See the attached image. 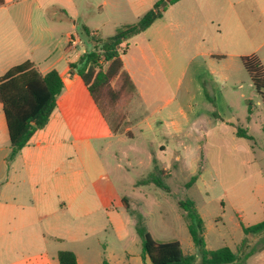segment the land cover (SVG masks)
I'll use <instances>...</instances> for the list:
<instances>
[{"label":"rangeland","instance_id":"obj_1","mask_svg":"<svg viewBox=\"0 0 264 264\" xmlns=\"http://www.w3.org/2000/svg\"><path fill=\"white\" fill-rule=\"evenodd\" d=\"M158 1L73 0L77 18L67 20L66 28L82 40L75 52H89L93 37L105 41L119 29L137 23ZM195 1L183 0L170 6L161 19L128 39L120 49V53L126 52L121 58L142 98L127 89L124 95H118L122 82L116 81L99 95L112 129L119 135L132 129L134 135H124L108 149L103 140L93 142L105 177L93 183L91 171L98 165L88 157L79 187L72 188V174L81 170V165L67 147L71 160L63 161L59 174L66 184L65 195L59 191L64 205H58L57 214L36 226L33 240L26 235V244L32 247L23 249V243H17L16 249L0 248V260L58 264V253L69 251L78 264H142L141 240L122 203L126 199L132 209L140 205L153 240L178 241L185 254L195 256V264H201L199 249L192 242L179 202L194 203L204 223L207 251L227 247L237 253L238 264L264 261L259 263L264 259V234L243 233L244 227L264 221V104L240 62L229 70L224 63L211 65L212 71L228 78L215 84L203 68L188 65L185 18L188 6ZM56 8L61 11H52L51 16L61 17L64 8ZM176 19L184 23L183 31L173 29ZM60 51H66V44L60 45ZM65 60H73V52L67 50ZM106 67L103 64L101 69ZM178 110L188 119H182ZM237 130L250 139L237 137ZM135 148L152 154V159L157 156L158 168L169 173L163 180L167 190L147 184L154 166L146 163L143 152ZM125 153L131 158L130 166ZM11 162L3 161L4 171L10 176L13 169L18 170ZM50 178L55 176L49 173ZM22 191L24 200L25 187ZM56 201L49 202L48 213ZM54 222L56 228L52 227Z\"/></svg>","mask_w":264,"mask_h":264},{"label":"crops","instance_id":"obj_2","mask_svg":"<svg viewBox=\"0 0 264 264\" xmlns=\"http://www.w3.org/2000/svg\"><path fill=\"white\" fill-rule=\"evenodd\" d=\"M3 1L0 6V77L13 66L29 61L42 75L56 71L64 85L47 125L37 131L11 160V166L18 167V170H12L11 176L4 171L3 161L10 153V145L0 104V248L16 249L17 243H23L22 247L26 249L32 247L26 244V235L33 240L36 226L51 214H57L58 205H64L59 191L65 195L66 184L59 174L63 161L71 160L67 156V147L72 149L81 165V170H74L72 174L71 187L77 188L81 171L86 166L85 158L90 157L98 165L91 171L93 183L106 175L94 149V141H105L104 147L108 149L110 144L134 135L132 129L126 131L125 136L119 135L102 116L80 76L70 68L80 57H75L73 52V60H65L67 50L72 53L68 49L69 38L77 35L66 28L67 20L77 18L73 0ZM56 5L64 8L61 17L51 16L52 11H61ZM186 11L188 65L194 69L203 68L214 84L225 83L228 78L212 71L211 65L214 67L224 63V68L235 69L237 63H241V57L256 55L264 67V0H196ZM181 27H184V23L176 19L173 29L183 31ZM65 44L66 51L61 52L60 45ZM121 61L140 100L142 95L132 72L126 68L122 58ZM178 111L182 119H188L181 110ZM171 125L179 130L176 121H172ZM159 149L162 151L164 147L159 146ZM135 150L143 152L146 163H152V154L139 148ZM123 156L127 166H130L131 158L126 153ZM154 159L157 161V156ZM49 173L55 179H47ZM22 187L27 192L24 200ZM56 199L57 203L48 213L47 205ZM52 227H57L56 222ZM0 264L12 263L0 260Z\"/></svg>","mask_w":264,"mask_h":264},{"label":"trees","instance_id":"obj_3","mask_svg":"<svg viewBox=\"0 0 264 264\" xmlns=\"http://www.w3.org/2000/svg\"><path fill=\"white\" fill-rule=\"evenodd\" d=\"M179 1L181 0H159L137 23L119 29L107 40H94L93 37V41L90 40L93 43L92 49L84 52L77 63L70 66L72 70H76L106 120L99 104V95L111 82L116 81L119 84L122 82L117 90L118 95H124L125 89L129 94H136L129 75L123 70L120 58L123 54L120 53L123 44L146 31L156 20L162 18L169 6ZM3 3L4 1L0 0V6ZM85 33L89 37L93 36L87 31ZM240 61L264 104V67L260 59L256 55H250L241 57ZM103 64L107 65L105 70L101 69ZM63 88V81L56 71L42 75L29 61L13 66L0 77V104L10 145L8 161H11L28 144L37 131L47 125ZM236 136L250 139L241 130L236 131ZM152 163L154 169L146 180L147 184H154L167 190L163 180L169 173L159 169L155 159H152ZM122 203L141 240L142 264H195V256L185 254L178 241L159 243L152 239L146 229V217L139 204L132 209L129 200L123 199ZM179 206L186 213L187 228L193 244L199 249L201 264H238L237 253L227 247L215 251L206 250L203 236L204 223L192 201L179 202ZM243 233L245 236L264 234V221L244 227ZM57 259L59 264H77L75 255L69 251L59 252ZM103 264H107L106 261Z\"/></svg>","mask_w":264,"mask_h":264},{"label":"built area","instance_id":"obj_4","mask_svg":"<svg viewBox=\"0 0 264 264\" xmlns=\"http://www.w3.org/2000/svg\"><path fill=\"white\" fill-rule=\"evenodd\" d=\"M81 45H82V41L79 36L77 35L70 36L69 42H68V49L69 51L74 52L75 57H81V54H78L75 52L77 48Z\"/></svg>","mask_w":264,"mask_h":264}]
</instances>
